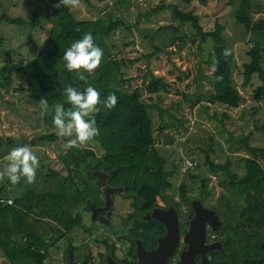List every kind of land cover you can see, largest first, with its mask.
Segmentation results:
<instances>
[{"label":"rangeland","instance_id":"rangeland-1","mask_svg":"<svg viewBox=\"0 0 264 264\" xmlns=\"http://www.w3.org/2000/svg\"><path fill=\"white\" fill-rule=\"evenodd\" d=\"M63 1L78 21L109 23L119 18L129 27L128 30L123 27L114 32L111 37V53L126 61L133 60V63L122 68L124 78H134L130 86L125 85L124 89L131 91L136 87L141 88V99L149 105L148 115L152 120L155 146L166 161L165 169L171 171L176 167V172L168 179L171 187L165 188V195L178 199L182 186L187 195L195 194L199 181L191 178V175L202 178L212 176L207 187L215 189L213 198L217 197L216 191H221V194L226 189L219 184L224 178L223 174L220 171L213 174L205 164V152L210 149L209 156L213 163L228 162L232 173L238 177L246 174L244 159L251 156L241 139L248 136L250 145L264 146V133L255 129L264 123V103H255L251 99L252 90L258 84L256 77L250 87L244 90L241 88L239 71L242 64L248 62L246 51L255 36L244 33L236 21V14L242 11L252 21L264 20V0ZM160 6H176L180 10L196 14L204 31L213 30L216 23L224 27L223 35L227 46L234 54V85L242 95L238 108H227L209 102L212 69L207 59L212 57V40L200 43L199 39H194L195 31L188 24H179L169 8L156 10ZM33 14H37V22L32 27L30 22ZM0 16L20 18L26 22L16 25L0 22L3 43L0 46V134L3 138L10 137L16 143L2 149L0 172L7 164L4 157L16 146L29 145L39 161L32 183H25L22 179L13 185L6 176L0 175V188L5 190L10 201L34 188H42L44 191L59 190L63 194L68 191L70 194H66L65 199H71L73 191L66 181L68 169L72 170V177L79 184L81 179L85 180V175L81 173L82 175L76 176L73 172L75 169L83 171L86 165L81 161L79 167H74L71 162L72 153L86 150L101 157L103 150L94 139L76 148H65L64 140L51 143L40 141V136L51 132L59 135L57 129H48L39 115V107L34 99L21 90L25 86L23 78L14 73L9 81L6 80V72L1 71L8 64L5 55L8 50H14L12 57L18 65H24L35 58L58 16H55L54 8L48 0H0ZM175 28L177 33L174 32ZM256 36L264 48V34ZM174 37H177V42L171 44ZM154 45L163 47L164 51L147 62L142 56L151 52ZM148 70L174 84L180 94L146 92L142 76ZM179 77L182 78L181 81L177 79ZM258 161L264 169V158H259ZM49 170L58 172L60 178L50 181L46 175ZM89 189L93 194L99 195V190L94 186ZM226 190L224 196L229 199L230 195ZM116 199L122 204L118 215L123 219L129 211L131 200L126 201L120 196ZM83 215L88 222V215ZM54 227L55 224L49 221L35 225L37 232L48 242H53L56 238L51 231ZM63 249L62 247L61 251ZM49 253L45 264H59L58 251L53 247ZM5 263V258L0 254V264Z\"/></svg>","mask_w":264,"mask_h":264},{"label":"trees","instance_id":"trees-1","mask_svg":"<svg viewBox=\"0 0 264 264\" xmlns=\"http://www.w3.org/2000/svg\"><path fill=\"white\" fill-rule=\"evenodd\" d=\"M48 1L58 18L49 29L47 40L40 47L37 56L24 65H18L12 57L14 50H8L5 53L8 64L1 71L6 72V80L9 81L14 73L23 78L25 86H22L21 90L34 99L39 107V115L49 130L56 129L52 123L54 105L63 103L66 108L70 107L64 95L66 86L81 91L92 86L100 92L101 100L106 99L109 94H115L117 102L112 108H106L99 103L96 105L97 111L92 114L99 129V135L93 139L103 150V155L97 158L93 152L85 150L72 153L71 162L77 168L81 161L85 163L87 158H91L92 170L102 169L111 173V179L115 184L124 183L128 193L134 192L138 195L142 211L150 210L156 205V198L163 196L165 188L171 187L168 179L176 172V167L171 171L165 169L166 161L155 146L152 120L148 115L149 105L141 99V88L136 87L131 91L124 89L125 85L130 86L134 78H124L122 68L133 63V60L126 61L111 53L113 47L111 37L114 32L123 27L128 30L129 27L119 18L109 23L95 20L78 21L63 0ZM164 8H169L179 24H188L195 31L194 39H199L200 43H205L208 39L213 42L212 57L207 59L212 69L210 75L212 92L209 102L227 108H238L242 95L240 89L234 85V54L227 46L223 35L224 27L216 23L213 30L204 31L196 14L185 12L176 6H160L156 10ZM37 14H33L30 22L32 27L37 22ZM236 21L245 34L255 36L246 51L248 62L243 63L239 71L242 78L241 88L244 90L250 87L253 78L256 77L258 84L252 90L251 99L255 103H264V48L256 36L264 34V20L252 21L240 11L236 14ZM0 22L12 25L26 23L20 18L6 16H0ZM174 32L177 33L176 28ZM85 33L92 34L94 43L103 50V55L99 66L91 73L79 70L86 77V80L81 81L75 71L69 72L65 68L62 57L63 51ZM176 38L172 39L171 44L177 42ZM2 44L0 37V46ZM152 47L151 52L142 56L147 62L164 51L161 46ZM226 50L227 55L224 54ZM177 79L182 80L180 77ZM142 84L144 90L150 94L159 92L180 94L174 84L149 70L142 76ZM42 98L48 103V109L43 114L39 104ZM255 129L264 133V123ZM248 138L247 136L241 139L251 156L244 159L246 174L243 177L232 173L228 162L213 163L209 156L211 149L205 152V164L213 174L218 171L223 174L224 178L219 184L241 198L246 205L245 210L256 213L254 219L264 221V169L258 161L259 158H264V146H252L248 143ZM67 139L68 137L56 135L54 132L39 137L40 141L50 143ZM10 145H16L15 141L10 137L3 138L0 134V155L2 149ZM71 171L68 169L69 174L66 178L73 191L71 201L65 199L66 194H70L68 191L63 194L59 190L44 191L42 188L40 190L34 188L8 203L9 197L6 196L5 190L0 188V254L6 260L5 264H45L55 243L44 240L35 229V225L49 221L55 225L61 224L64 229L69 230L68 227L74 226L80 220V216L71 213V208L92 195L89 189L79 188ZM79 173L77 169L73 172L76 176ZM46 175L50 181L60 177L58 172L52 170ZM211 177L191 175V178L198 179L201 188L207 187ZM181 193L186 195L183 186ZM51 231L54 232V228H51Z\"/></svg>","mask_w":264,"mask_h":264},{"label":"flooded vegetation","instance_id":"flooded-vegetation-1","mask_svg":"<svg viewBox=\"0 0 264 264\" xmlns=\"http://www.w3.org/2000/svg\"><path fill=\"white\" fill-rule=\"evenodd\" d=\"M84 164L79 174H84L85 180L75 183L80 189L94 186L99 195L89 189L93 198L71 208L80 220L69 230L55 225L59 264H264V221L254 219L256 213L246 211V205L231 190L225 189L229 199L225 190L221 194L216 191L213 198L215 189L199 184L195 194L181 193L178 199L165 195L164 190L155 206L142 211L140 198L128 193L124 183L115 184L111 173L102 169L92 170L91 160ZM119 196L131 200L123 219L118 215L122 208L116 199ZM194 202L202 210L196 212ZM170 209L178 219L177 243L171 254L157 253L168 230L151 216ZM83 214L88 215V222ZM195 219L199 226L196 234L190 235Z\"/></svg>","mask_w":264,"mask_h":264},{"label":"clouds","instance_id":"clouds-1","mask_svg":"<svg viewBox=\"0 0 264 264\" xmlns=\"http://www.w3.org/2000/svg\"><path fill=\"white\" fill-rule=\"evenodd\" d=\"M224 54H228L227 50ZM102 55L103 50L94 43L92 34L85 33L63 51L62 59L65 68L69 72L75 71L77 78L84 81L86 77L79 70L91 73L99 66ZM64 95L70 107L66 108L63 103L55 104L52 123L60 136L68 137L65 148H76L99 135L95 117L92 115L97 110L96 105L102 103L110 109L116 104L117 97L115 94H109L106 99L101 100L100 92L92 86L84 88L83 91L66 86ZM39 104L43 114L48 109L47 100L42 98ZM4 159L7 164L0 175L6 176L11 184L15 185L22 179L25 183L35 180L39 161L29 145L11 148Z\"/></svg>","mask_w":264,"mask_h":264},{"label":"water","instance_id":"water-1","mask_svg":"<svg viewBox=\"0 0 264 264\" xmlns=\"http://www.w3.org/2000/svg\"><path fill=\"white\" fill-rule=\"evenodd\" d=\"M192 206L194 207V210L196 212L198 210H202L198 202H194ZM151 218L154 220L160 221L161 223L166 225L167 230H168L166 236L159 242V249L157 253L169 252V254H171L173 248L175 247L177 243V239H178V219H177L176 213L170 209L169 211L156 212L155 214L151 216ZM198 226L199 224L197 222V219H195L191 223L190 235L196 234V229H198Z\"/></svg>","mask_w":264,"mask_h":264},{"label":"built area","instance_id":"built-area-1","mask_svg":"<svg viewBox=\"0 0 264 264\" xmlns=\"http://www.w3.org/2000/svg\"><path fill=\"white\" fill-rule=\"evenodd\" d=\"M8 203H11V201H10V200H8Z\"/></svg>","mask_w":264,"mask_h":264}]
</instances>
